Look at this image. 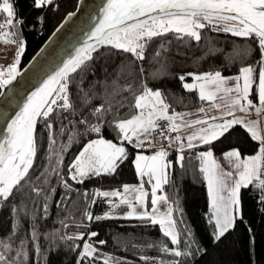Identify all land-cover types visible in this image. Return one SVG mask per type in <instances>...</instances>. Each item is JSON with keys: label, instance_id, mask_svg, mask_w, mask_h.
<instances>
[{"label": "trees", "instance_id": "16d2710c", "mask_svg": "<svg viewBox=\"0 0 264 264\" xmlns=\"http://www.w3.org/2000/svg\"><path fill=\"white\" fill-rule=\"evenodd\" d=\"M77 1L54 0L52 6L41 10L33 7L32 0H12L17 17L24 20L19 34V39L23 40L25 46L24 63L39 49L65 14L75 8ZM40 17H43L42 24ZM200 31L199 42L174 32L153 38L145 46V58L142 61L116 49L101 48L93 54L94 60L88 67L73 75L70 100L74 111L60 112L59 116L54 115L51 120V131L56 140L51 165L48 160L49 131L42 122L37 124V156L29 175L31 183L42 188L43 192L37 196L26 184L7 202L0 204V242L9 244L11 248L10 251H5L0 247V252H4L9 261L13 264H77L84 241L68 240L67 237L84 233L87 240L88 234L96 232L98 235L90 241L98 245L105 256L112 257L115 261L124 259L139 263L146 261L150 264H173L175 260H179L180 264H264V204L261 203L259 190L252 185L241 189L243 218L236 220L234 228L221 241L213 239L214 229L209 223L211 208L207 184L200 170L198 157L199 152L209 149V146L184 149L182 167L177 162L178 150L172 149L168 152V159L172 162L166 170L168 183L162 185V190H158L157 194L166 196L168 204L174 208L173 219L180 233L178 246L172 245L170 239L162 235L159 225H152L150 222L123 216L100 221H88L85 218L86 212L96 217L104 216L108 209L114 210L109 200H116L118 197L96 196L97 190L102 192L109 189V192H113L123 189L125 184L140 181L133 161L137 153L145 149L134 148L132 144L125 142L128 159L115 174L91 176L83 183H76L68 176V165L83 146L90 139L99 138L95 133L86 134L84 126L77 122L86 116L90 124L98 123L90 112L95 106L104 103L105 97L111 103L112 110L104 118L102 136L119 142L117 131L110 124L135 115L137 109L134 108V96L140 94L144 84L159 89L166 103L170 105L169 112H173L200 107L208 102L200 100L197 89L183 88V83L193 79L189 73L219 71L223 75H232L248 65L254 66L256 74L258 73V61L261 57L254 40L234 37L223 31H213L211 27ZM178 35L182 38H178ZM248 48L251 49L250 55L245 51ZM157 52L160 53L159 56ZM181 75L185 76L184 82L179 79ZM129 85L131 91L127 90ZM84 92L92 97L90 104L86 106L81 99ZM159 125L160 128L155 133L160 134L161 130L167 132V121L163 120ZM73 132L79 135L68 146V138ZM166 143L168 140L163 137L160 144ZM62 145L67 147L62 152L63 167L60 175L49 172L47 183H44V177L38 181L36 177L41 172L55 167L56 153L61 152ZM258 147V142L252 141L237 125L231 136L214 141L211 149L221 153L236 148L242 155H248L256 152ZM63 180L68 181L72 191L66 192ZM52 188H55L54 193L51 192ZM84 193H87V199ZM150 194L151 184L149 196ZM45 203L48 205L47 213L44 212ZM125 206L122 204L120 208L115 207V210L125 211L127 208L121 209ZM14 222L19 225L15 230ZM65 224L68 226L64 227ZM33 231L36 232L35 240L32 239ZM189 231L193 241L192 256L174 257L161 251L162 244H166L169 249L179 247L180 250H185ZM100 241L105 243L101 244ZM76 245L80 247L77 248ZM37 246L40 249L39 255L36 252ZM18 252H26L27 258L23 255L18 257ZM105 256H92L81 264H104Z\"/></svg>", "mask_w": 264, "mask_h": 264}, {"label": "snow or ice", "instance_id": "6c2138e0", "mask_svg": "<svg viewBox=\"0 0 264 264\" xmlns=\"http://www.w3.org/2000/svg\"><path fill=\"white\" fill-rule=\"evenodd\" d=\"M35 9H46L54 4V0H32ZM74 13H69L71 18ZM41 24L43 17H40ZM67 20L65 21V23ZM24 25V20L17 17L12 0H0V37L6 43H14L17 46L15 62L6 69L0 70V89L11 85L21 73L18 66L20 58L25 51L23 40L19 39L20 31ZM64 24L60 25L56 31L59 32ZM206 27H211L213 31H223L230 33L234 37L254 40L257 43L260 53V64L258 73V83L254 76L255 69L249 65L239 69V75L235 77H224L221 72H208L193 76L195 81L202 83H183V88L193 90L199 87V98L201 101H214L217 93H224L225 97H230L231 107L239 106V110L248 113V110L255 108L259 115L264 112V0H105L99 10V14L94 18L91 28L85 32L84 39L80 46L75 48L74 53L69 55L50 73L46 75L39 86L18 105V111L12 116L3 113L5 119V129L3 138L0 139V204L7 202L16 192L21 191L27 184L32 193L39 196L43 189L32 184L30 180V170L33 168L37 156L36 148V126L42 122L49 131V164L52 163L53 145L56 140L52 134L54 115L59 116L60 112L74 111V106L70 100V85L73 75L82 72L89 63L94 60V53L101 48H111L123 53L131 54L136 60H144L145 46L148 41L155 37H161L169 32L182 34L183 37L192 38L199 42L201 31ZM178 35V38H182ZM43 51V49L41 50ZM247 55L251 54V49L245 50ZM157 52V56H159ZM143 71V69H141ZM181 82L185 81V76L179 77ZM235 81L233 86H228L229 81ZM242 81V83H241ZM82 82V81H81ZM213 85L214 90L206 91L207 85ZM256 85L258 96V106L250 99L253 86ZM128 91H131L129 85ZM83 91V89H81ZM234 94V95H233ZM4 95L0 92V96ZM83 105H89L92 97L84 92L81 98ZM246 102V103H244ZM107 104V107H105ZM219 110L220 106L215 105ZM134 108L138 110L137 115L130 119L114 121L110 126L117 131L119 143L103 138L102 127L105 116L111 112L112 105L105 97V102L92 108L90 115L95 117L98 123L90 124L88 118L82 117L77 123L84 126V132L95 133L99 138L90 139L75 156L71 164L68 165V176L76 183H83L86 178L100 176L102 174H115L120 165L128 159V152L124 146L125 142L132 144L134 148H142L145 143H154L153 140H141L140 136L155 131L160 128L157 123L160 120L168 122L167 132L161 130L160 135L171 142L178 144V163L183 166L184 149L193 150L200 145L209 146V150L199 152L198 157L202 160L201 172L205 173L208 184V196L210 198L211 215L209 223L213 226L214 241H221L231 229L234 228L236 220L242 219V208L240 193L242 188L252 185L258 189L261 196V203L264 204V129L258 127L257 122L245 123L241 118H236L234 112L229 111L220 117L211 116L208 119H198L192 123L185 124L191 127L193 124L200 125L198 132L188 135L186 138L177 134L174 137L168 133H179L181 125L177 124V119H182L180 113L173 112L169 115L170 105L166 103L162 92L159 89L153 90L146 84L142 85L140 94L134 96ZM59 110V111H58ZM200 112L205 110L201 108ZM227 117H232L231 119ZM211 121V122H210ZM250 136L252 141L258 142V151L255 155L241 159V153L237 149H232L224 153L226 160L234 161L235 172H224L220 170L218 163L213 159L211 146L214 141L231 136L236 131V126ZM79 133L73 132L69 136V145L75 140ZM67 146H61V152L56 153L57 159L55 167L46 168L36 179L39 181L44 177L47 183L49 172L60 175L63 167L62 152ZM168 152L161 148L154 155L147 156L137 154L133 161L135 172L141 179V184L137 190L138 195L135 201L142 207L141 213L136 212L133 201L121 196L119 191L95 192L96 196L109 198L120 197V204L127 205L131 211L124 218H135L152 225H159L164 237L170 239L174 246L180 244V233L176 228V221L173 219L174 208L169 206L164 214L157 213L159 201L167 202L166 196H158V190H162V185L168 183L166 169L169 164L165 157ZM148 177L151 184V206L149 213L145 198L148 193L143 190L144 177ZM225 177H233L232 183H227ZM155 183H152V181ZM66 192L72 191L67 180L62 181ZM134 186L123 185L124 193H128ZM55 192V188L51 189ZM87 199V193L83 194ZM62 200L64 197L61 198ZM47 200V195L45 196ZM93 203L95 201L93 200ZM109 203L113 208L118 207L111 200ZM48 205L44 204V212L47 213ZM16 208L13 207L15 214ZM88 221L95 219L115 218L109 214L93 217L90 212L85 213ZM63 223V222H61ZM18 222H14L13 229L18 227ZM68 225H64L67 227ZM98 233L91 232L87 235V240L96 237ZM185 250L179 247L169 249L166 244L161 245V251L170 253L174 257H190L192 252V233H187ZM32 239H36V232L33 231ZM68 240L84 241L83 250L79 253L77 264H81L86 258L92 257L96 249L85 239L84 233L75 236H68ZM101 244L105 241H100ZM0 247L5 251H10V245L0 242ZM77 248L80 245H76ZM37 255L40 253L39 246L36 248ZM23 255L27 258L26 252H18L17 256ZM148 259L147 257H141ZM0 264H13L9 261L4 252H0ZM104 264H109L105 259ZM173 264H180L179 260Z\"/></svg>", "mask_w": 264, "mask_h": 264}, {"label": "water", "instance_id": "95a60500", "mask_svg": "<svg viewBox=\"0 0 264 264\" xmlns=\"http://www.w3.org/2000/svg\"><path fill=\"white\" fill-rule=\"evenodd\" d=\"M104 3L105 0H78L75 8L65 14L26 63H24V51L18 66L21 74L11 85L0 89V92L4 93L0 96V139L5 134V119L2 114L7 113L8 116H12L15 111H18V105L39 86L46 75L50 74L62 60L74 53L75 48L79 47L83 41L85 32L91 28L94 18L99 14ZM69 13H74V15L68 18ZM61 24H64V27L57 32L56 30L60 28ZM42 49L43 51H41Z\"/></svg>", "mask_w": 264, "mask_h": 264}, {"label": "rangeland", "instance_id": "374dc122", "mask_svg": "<svg viewBox=\"0 0 264 264\" xmlns=\"http://www.w3.org/2000/svg\"><path fill=\"white\" fill-rule=\"evenodd\" d=\"M18 38H20V36ZM16 49H17L16 44H14V43H6L5 40H4V38L0 37V60H1V58H3V59L7 58V54L10 53V52H13ZM13 57H14V55L10 54L8 56V60L9 61H12ZM252 67L254 68V66H252ZM208 72L214 73L216 71H204V72H200V73H195L194 75H201L203 73H208ZM258 73H259V69H258ZM258 73L257 74H256V72L254 73V76H255V78L257 80V83H258ZM237 75H239V72L236 73V74H234V75H223V76L224 77H235ZM186 83H189V84H197L198 85L199 83H202V82L201 81H195L194 78H193L192 81H186ZM234 83H235V81L230 80L228 86L231 87V86L234 85ZM241 83H242V81H241ZM149 88H152V87H149ZM152 89L153 90H156L155 88H152ZM194 89L199 90V87H196ZM210 90H214V86L209 84V85L206 86V91H210ZM250 99H252L253 103L258 106V96L256 94V85L253 86V89H252L251 95H250ZM244 103H246V102H244ZM215 105H221L222 107H224V109H226L225 114L227 112H229V111L234 112V114H236L237 118L244 119V121L247 122V123H248V121L246 120L247 119L246 118L247 114L252 113V112H254L255 114H257L255 108L249 109L248 110V113L246 114V113L241 112L239 110V106H236L234 108L231 107L230 106L231 105L230 97H225L224 93H217L216 99H215V101L213 103H210V104L207 103L206 105H203L202 107H200V109L203 108L205 110L204 112H200L199 111L200 109H198L197 110L198 112H195L194 114H191L192 111L194 109H196V108H188V109H181V110L173 111L175 113H177V112H183L184 113L186 111H190V114L188 115V117L182 116L183 117L182 120H177L176 121L177 124H180L181 125L180 131L181 130H184V129H187V127L184 126L185 124L192 123L193 121L200 119V117H199L200 114L201 115H206V118L207 119L209 117H211V116H215V114H216L215 113L216 112ZM219 112H220V110H219ZM137 114H138V110L135 113V115H137ZM238 114H241L242 116L241 117H238ZM169 115H172V114L169 113ZM122 120H124V119H122ZM161 121L162 120L158 121L157 123L159 124ZM192 126H195L191 130L193 133L199 131L200 126L195 125V124H193ZM261 126H262V129H264V114H263V117L261 118ZM258 127L260 128V125L259 124H258ZM185 131H187L186 133H188V130H185ZM140 139L141 140L151 139V140L154 141V143H151V144L145 143L143 145L142 149H145V150H140L138 152L139 154H142V155H147V156L154 155L155 152L156 151H159L161 148H163L167 152H169V151L172 150V147H173V146H171V144L169 146L168 143H166V145H161L160 144V140L163 139V137L160 134L155 133V131H150L147 134L141 135L140 136ZM108 140H112L114 143H119L118 141H114L113 139H108ZM124 146H125V144H124ZM147 148L149 149L148 151L146 150ZM185 149H186V147H185ZM170 160L171 159H168V155H167V157H165V161H166V163L169 164V166L172 165V162ZM221 167H222V171L226 172V170L224 169L223 165H221ZM143 179H144L143 190L148 193V196L145 198V202H146V205H147V210L149 211V213H151L152 206H151V203H149V202H151V200H150L151 199V194L149 196V185H150V183L147 182L148 181V177L147 176H145ZM226 181H227V183L231 184L232 183V178L230 180H226ZM152 183H155V181L153 180ZM140 184H141V179H140V181L138 183L130 184L131 186H134V187L128 193H124L123 189L116 190V191H119L121 193V196H126L128 200L133 201L135 203L136 212L137 213H141L144 210L143 207L138 202L135 201V197L138 195V192H137L136 189L139 188ZM109 191H110L109 189L102 190V192H109ZM157 195L158 196H164V195H159V194H157ZM111 201L114 204H116V203H118L120 201V197H118V199H116V200H111ZM115 201H116V203H115ZM116 205H118L117 208H120V205H122V204H116ZM169 206L170 205L168 204V199H167V202L159 201L158 202V205H157V213L158 214H164V213H166ZM121 209H126V210L125 211H122V212H118L117 210H115V208H114V210L108 209L104 213V215L105 214H109L111 216H123V217H126V214L129 211H131V209H129L127 207V205L125 207H122ZM87 242L90 243V244H92L93 247L96 249V252L93 254L94 257H104L105 256L104 252L101 251V249L99 248L98 245H96L95 243L91 242L90 240H87ZM83 243L81 245L80 252L83 250ZM105 258L108 259L109 264H147L148 263L146 261L145 262H142V263H139V262H134V261H130V260H119L117 262L112 257L105 256Z\"/></svg>", "mask_w": 264, "mask_h": 264}, {"label": "crops", "instance_id": "0c3cea01", "mask_svg": "<svg viewBox=\"0 0 264 264\" xmlns=\"http://www.w3.org/2000/svg\"><path fill=\"white\" fill-rule=\"evenodd\" d=\"M16 51H17V49L16 50H14L13 52H10V53H8L7 55H10V54H12V55H14L15 56V53H16ZM232 75H234V74H232ZM199 91V90H198ZM215 101V100H214ZM214 101H208V102H206L205 104H203V105H206L207 103L208 104H210V103H213ZM203 105H201L200 107H202ZM220 106V112H219V110L216 108V114H215V116H217V117H220V116H222V115H226L225 114V112H226V109H224V107H222L221 105H219ZM200 107H196V109H194L193 111H192V113L191 114H194L195 112H198L197 110L198 109H200ZM169 113H171V114H173V112H169ZM177 113H180V114H183L182 116H185V117H188V115L190 114V111H186V112H177ZM235 115V117L237 118V116H236V114H234ZM257 115L258 114H255L254 112H252V113H249V114H247V116H246V120L248 121V123L249 122H252V121H255V122H257V125L259 124L260 125V128L262 129V126H261V118L262 117H258L257 118ZM260 115V114H259ZM242 115L241 114H238V117H241ZM200 119H207L206 118V115H201L200 114ZM227 118H229V119H231L232 117H227ZM182 119H183V117H182ZM182 119H177V120H182ZM244 120V119H243ZM211 122V121H210ZM245 123H247V122H245ZM198 126H200V125H198ZM195 126H191V127H187V129H184V130H181L179 133H169V135H172L173 137L175 136V135H177V134H179V135H181L182 137H187L188 135H192L193 134V132L191 131L193 128H194ZM201 127V126H200ZM185 130H188V133H186L187 131H185ZM168 144H169V141H168ZM171 146H173L172 147V149H177L178 150V144L177 143H175L174 141L173 142H171ZM232 149H236V148H232ZM232 149H229V150H226V151H224V152H221V153H216V152H214L212 149H211V151L213 152V159H215V161L218 163V165H219V167H220V170H222V167H221V165H223V167H224V169L226 170V172H235V169H234V167H233V163H234V161H232V160H226L225 159V157H224V153L225 152H227V151H230V150H232ZM207 150H209V149H205V150H202V151H207ZM238 150V149H237ZM201 151V152H202ZM257 151H258V149H257ZM257 151L256 152H254L253 154H248V155H242L241 154V159H244V158H246L247 156H251V155H255L256 153H257ZM240 152V151H239ZM200 159V158H199ZM200 166L202 167V160L200 159ZM204 174V177H205V173H203ZM233 179V177H225V179L226 180H230V179ZM206 184H207V180H206ZM207 191H208V184H207ZM208 198H209V196H208ZM209 204H210V198H209ZM211 208V207H210ZM212 211V210H211ZM118 262V261H117Z\"/></svg>", "mask_w": 264, "mask_h": 264}, {"label": "built area", "instance_id": "2783aa9c", "mask_svg": "<svg viewBox=\"0 0 264 264\" xmlns=\"http://www.w3.org/2000/svg\"><path fill=\"white\" fill-rule=\"evenodd\" d=\"M7 60V59H6ZM9 60H7L8 62ZM7 66V63H5L4 65H0V70H3L5 67Z\"/></svg>", "mask_w": 264, "mask_h": 264}]
</instances>
